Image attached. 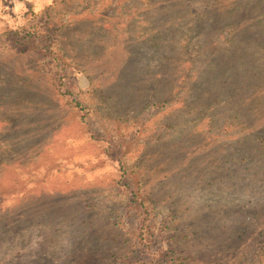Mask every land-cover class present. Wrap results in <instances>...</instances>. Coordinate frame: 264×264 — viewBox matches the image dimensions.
<instances>
[{
	"label": "rangeland",
	"instance_id": "obj_1",
	"mask_svg": "<svg viewBox=\"0 0 264 264\" xmlns=\"http://www.w3.org/2000/svg\"><path fill=\"white\" fill-rule=\"evenodd\" d=\"M0 264H264V0H0Z\"/></svg>",
	"mask_w": 264,
	"mask_h": 264
},
{
	"label": "trees",
	"instance_id": "obj_2",
	"mask_svg": "<svg viewBox=\"0 0 264 264\" xmlns=\"http://www.w3.org/2000/svg\"><path fill=\"white\" fill-rule=\"evenodd\" d=\"M14 33L18 34L15 31H14ZM48 34L49 33L47 32V35ZM40 35H42L41 34V31L37 29V30H34L31 33L30 32H27L26 34H24V36H17L18 38H16L15 41L21 43L22 45L29 43L30 45L31 44H36L37 46H39L38 43H40V40H42V39L40 38L39 42H37V39L39 37H41Z\"/></svg>",
	"mask_w": 264,
	"mask_h": 264
},
{
	"label": "clouds",
	"instance_id": "obj_3",
	"mask_svg": "<svg viewBox=\"0 0 264 264\" xmlns=\"http://www.w3.org/2000/svg\"><path fill=\"white\" fill-rule=\"evenodd\" d=\"M21 7H23L22 4H17L16 7L14 8V11H18Z\"/></svg>",
	"mask_w": 264,
	"mask_h": 264
}]
</instances>
